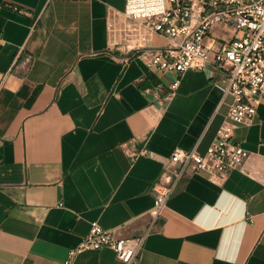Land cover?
<instances>
[{
  "label": "crops",
  "instance_id": "1",
  "mask_svg": "<svg viewBox=\"0 0 264 264\" xmlns=\"http://www.w3.org/2000/svg\"><path fill=\"white\" fill-rule=\"evenodd\" d=\"M125 7L0 0V264H63L93 222L145 236L138 264H264V103L235 129L249 152L241 168L221 184L186 173L162 216L150 215L172 153L206 155L233 98L215 65L172 91L173 74L123 62L108 23ZM234 34L219 24L205 43L215 50ZM75 264L124 263L104 248Z\"/></svg>",
  "mask_w": 264,
  "mask_h": 264
},
{
  "label": "built area",
  "instance_id": "2",
  "mask_svg": "<svg viewBox=\"0 0 264 264\" xmlns=\"http://www.w3.org/2000/svg\"><path fill=\"white\" fill-rule=\"evenodd\" d=\"M109 18L108 29L115 34L113 44L123 54V62L136 58L149 69L173 74L172 91L187 71H204L215 65L227 73L225 93L233 98L227 121L206 155L182 149L172 153L154 187L150 215L156 220L186 173H199L221 184L249 158V152L234 142V136L237 125L251 124L264 103V0H126L124 12L110 11ZM219 24L232 27L235 34L213 50L205 40ZM153 35L165 37L170 43L161 48L150 46ZM124 148L131 157L146 154L133 152L127 145ZM145 238H119L93 222L63 264H75L81 252L104 248L112 249L124 264H138Z\"/></svg>",
  "mask_w": 264,
  "mask_h": 264
}]
</instances>
